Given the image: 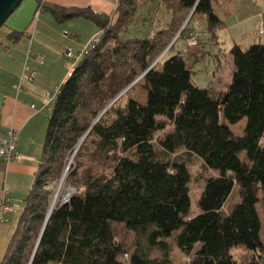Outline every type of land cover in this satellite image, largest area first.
Here are the masks:
<instances>
[{"label": "trees", "instance_id": "1", "mask_svg": "<svg viewBox=\"0 0 264 264\" xmlns=\"http://www.w3.org/2000/svg\"><path fill=\"white\" fill-rule=\"evenodd\" d=\"M215 1L117 0L114 15L38 3L59 23L83 18L100 33L60 86L34 182L0 264H125L123 255L128 264H175L174 247L190 257L187 264H264L257 210L264 196V42L233 44L225 90L198 87L194 67L209 52L199 41L191 49L197 28L190 24L205 23L210 43L219 45L227 22ZM146 10L151 21L165 11L169 20L159 28L150 23L149 37L132 35ZM21 35L9 37L16 43ZM142 74L145 103L122 104V96L113 102ZM244 118L236 135L230 125ZM179 151L219 171L204 179L195 214L191 173ZM64 176L76 192L53 206ZM118 225L158 254L138 247L128 255Z\"/></svg>", "mask_w": 264, "mask_h": 264}, {"label": "crops", "instance_id": "2", "mask_svg": "<svg viewBox=\"0 0 264 264\" xmlns=\"http://www.w3.org/2000/svg\"><path fill=\"white\" fill-rule=\"evenodd\" d=\"M39 2L69 8L90 7L106 15H114L117 5V0H25L0 29V141L8 130H16L17 150L22 155L20 162L0 159V198L5 197L10 203L5 213L7 221L0 222V262L25 207L42 156L54 105L46 93L54 94L67 80L83 56L80 55L100 33L93 22L83 18L57 22L51 13L38 10ZM260 4L257 24L264 16V0ZM12 31L22 33L16 43L9 37ZM69 49L73 51L72 58L65 55Z\"/></svg>", "mask_w": 264, "mask_h": 264}, {"label": "rangeland", "instance_id": "3", "mask_svg": "<svg viewBox=\"0 0 264 264\" xmlns=\"http://www.w3.org/2000/svg\"><path fill=\"white\" fill-rule=\"evenodd\" d=\"M260 1L261 0H222L220 3L215 2L216 11L220 13V17L225 19L227 21V24L229 25L218 32L220 38L219 45L210 43L208 27L205 23H199L198 19L196 18L190 24L191 26H196V38L199 42H201V46H203L204 49L209 52L203 58V60H201L200 63L196 64L194 67V83L198 87L209 89L211 88L214 94H218L219 92L225 90L231 79V56L229 52L235 41L242 43L244 46H248L255 41L264 42V35H260L258 32V24L256 18V13L261 5ZM154 6L150 5L149 10L151 8H154ZM156 7L157 5L155 6V8ZM164 13L165 15L160 14L158 18H155L153 21H151V13H149V11L147 10L142 12L140 18L138 19V24H140L142 27L138 31L136 29V26L134 25L131 28L130 33L132 35L140 37H149L151 35L152 28L149 25L150 23L154 27H162L166 24V21L169 20L170 15L167 14L166 11ZM8 20L9 18L7 19V23ZM198 48H200L198 45L193 46V51H197ZM219 60H221V62H218ZM162 66L163 62L158 64L157 68L161 69ZM129 98H134L141 103L146 102L147 90L145 88V81L143 80V78L138 79L136 83L121 97V103H126ZM113 118L114 115L111 114L110 119ZM245 123L246 119L244 118L239 123L230 125V127L236 135H241L243 133ZM164 134V132H160L156 135V138H160ZM245 154L246 152L241 153L242 156H245ZM176 157H182L187 161L188 168L191 173V182L189 184L191 213H198L199 198L205 187L204 179L210 176L219 175V171L208 170L199 157L191 155L189 153H185L184 151H179ZM72 164L73 159L71 160V162H69L68 169L72 166ZM70 188L71 187L65 185L64 176L63 179H61L54 188L52 205L54 206L60 200H62ZM257 210L262 222L261 239L264 246V196L262 193H260L259 195ZM116 236L117 239L124 243L125 247L128 249V255H130L138 247H140L144 251H148L149 253H151L150 255L158 254L157 251L148 248L147 242L144 238L138 237L135 233L129 231L123 225H118L116 227ZM242 254L243 252L241 250L235 252V255L238 259L241 258ZM172 256L174 258L173 260L175 264H187L190 260V257L183 254L176 247H174L173 249ZM121 260L125 264H128V259L126 256L123 255L121 257Z\"/></svg>", "mask_w": 264, "mask_h": 264}, {"label": "built area", "instance_id": "4", "mask_svg": "<svg viewBox=\"0 0 264 264\" xmlns=\"http://www.w3.org/2000/svg\"><path fill=\"white\" fill-rule=\"evenodd\" d=\"M94 12L97 13L96 11H94ZM258 32L260 35H264V16H261V18L259 20ZM95 41L91 45H93L95 43ZM191 45L192 46L198 45V40L196 37L192 38ZM89 47L87 46L85 51L80 56H82L84 53H86L88 51ZM65 55L68 58L74 57L73 51L71 49L67 50ZM39 59L42 62L43 56L40 55ZM59 91H60V87L56 88L54 94L47 92L46 96L50 101L54 102ZM18 141H19L18 132L16 130H13V129L8 130L6 132V136L3 137V139L0 141V159H4L7 162H20L22 155L17 150ZM75 192H76V189L71 187L69 189V191L65 194L64 198L62 199V202H66L72 196V194H74ZM9 209H10L9 200L5 197L0 198V222L7 221L5 218V213Z\"/></svg>", "mask_w": 264, "mask_h": 264}, {"label": "water", "instance_id": "5", "mask_svg": "<svg viewBox=\"0 0 264 264\" xmlns=\"http://www.w3.org/2000/svg\"><path fill=\"white\" fill-rule=\"evenodd\" d=\"M23 2V0H0V29L1 27L6 23L7 19L13 14V12L21 5V3ZM145 74V73H144ZM144 74H142L141 76H139L130 86H128L124 91H122L114 100L116 101L117 99H119L121 96H123L135 83L138 79L142 78L144 76ZM112 102V103H113ZM108 109V108H107ZM106 109V110H107ZM106 110L103 112L105 113ZM102 113V114H103ZM102 114L100 116H102ZM72 160V159H71ZM70 160V162H71ZM63 179V177H62ZM54 207H52L49 211L46 223L48 222L50 215L52 213Z\"/></svg>", "mask_w": 264, "mask_h": 264}]
</instances>
